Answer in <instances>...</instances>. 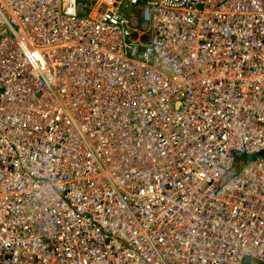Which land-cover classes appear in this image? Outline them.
<instances>
[{
    "label": "built area",
    "instance_id": "built-area-1",
    "mask_svg": "<svg viewBox=\"0 0 264 264\" xmlns=\"http://www.w3.org/2000/svg\"><path fill=\"white\" fill-rule=\"evenodd\" d=\"M138 1L0 0V264H264V0Z\"/></svg>",
    "mask_w": 264,
    "mask_h": 264
},
{
    "label": "bare ground",
    "instance_id": "bare-ground-1",
    "mask_svg": "<svg viewBox=\"0 0 264 264\" xmlns=\"http://www.w3.org/2000/svg\"><path fill=\"white\" fill-rule=\"evenodd\" d=\"M102 1H104V0H99V4L95 7V9L93 10V13H92V15H97L98 17H102L103 16V14H102V11H104L105 10V8H103L102 7V5H100L101 3H102ZM98 9H100V11H97ZM93 18H94V16H93ZM100 35H101V33H99ZM98 34V35H99ZM53 39H58V36H53L52 37ZM104 41H106V39L104 38L103 39ZM66 42H68V41H66ZM116 44V43H115ZM199 48L203 51V53H205V50H204V48H203V45H201L200 43H199ZM198 48V49H199ZM80 49H83V50H87V48L86 47H81ZM0 70L3 72V67L2 66H0ZM130 81V80H129ZM262 147L261 146H254L253 148H251V149H254V150H258V149H261ZM114 210H115V212H118L117 214H116V216L114 217V219H113V221H112V223H111V227L113 228V229H115V230H117L118 228H119V226L121 225V216L123 215V212H122V210H121V208L119 207V206H115L114 207ZM57 213L59 214V215H61L63 212H62V209H57ZM114 214V215H115ZM123 231V230H122ZM122 231H118L120 234H121V232ZM42 233H47V234H50V235H53L54 234V230H48V231H46L45 232V230H43L42 231ZM145 235V234H144ZM149 244H148V246H147V248L146 249H144L143 250V252L142 253H144L145 255H149L150 256V253H149V251H148V248H152V241H149L148 242ZM70 244L72 245V246H74L75 247V249H77V250H79L81 247H82V242L79 240V238H78V236L77 235H73L72 236V238L70 237ZM163 247H164V249H163V251H162V253H161V255L158 257L159 258V261H160V264H176L175 263V261H177L178 259H180L182 256H178V257H176L175 255L174 256H169L168 254L169 253H167V252H165V250H166V248H167V246H166V244H161ZM78 253V252H77ZM77 254H73L72 255V258L73 257H75ZM168 255V262L167 261H165V257ZM83 257H84V255L82 254V255H80L76 260H74V264H87V263H85V261H84V259H83ZM178 264H182V263H178Z\"/></svg>",
    "mask_w": 264,
    "mask_h": 264
},
{
    "label": "rangeland",
    "instance_id": "rangeland-1",
    "mask_svg": "<svg viewBox=\"0 0 264 264\" xmlns=\"http://www.w3.org/2000/svg\"><path fill=\"white\" fill-rule=\"evenodd\" d=\"M95 5H96L95 0H92V1L79 0V7L81 8V11L83 13H86L85 16H87L89 14V12L95 7ZM146 5H147V0H139L138 3L135 4L134 7L132 8V16L140 18L142 16V14L144 13ZM146 40H147V38H146ZM251 158H252L251 160L254 159L253 157H251Z\"/></svg>",
    "mask_w": 264,
    "mask_h": 264
},
{
    "label": "trees",
    "instance_id": "trees-1",
    "mask_svg": "<svg viewBox=\"0 0 264 264\" xmlns=\"http://www.w3.org/2000/svg\"><path fill=\"white\" fill-rule=\"evenodd\" d=\"M89 1H92V0H89ZM78 8H79L78 9L79 10V15L80 16H85L86 13H83L81 11V8L79 7V3H78ZM251 159H252L251 157H247V156H238V157H236L235 164H234L232 172L233 173H237L240 169H242V167L244 165H246L249 161H251Z\"/></svg>",
    "mask_w": 264,
    "mask_h": 264
}]
</instances>
